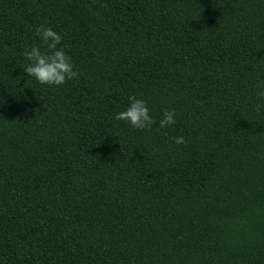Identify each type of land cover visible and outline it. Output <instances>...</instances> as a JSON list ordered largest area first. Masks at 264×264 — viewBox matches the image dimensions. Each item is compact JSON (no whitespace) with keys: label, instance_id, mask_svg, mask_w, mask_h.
<instances>
[{"label":"trees","instance_id":"16d2710c","mask_svg":"<svg viewBox=\"0 0 264 264\" xmlns=\"http://www.w3.org/2000/svg\"><path fill=\"white\" fill-rule=\"evenodd\" d=\"M41 25L60 87L22 68ZM261 80L264 0H0L2 264H264Z\"/></svg>","mask_w":264,"mask_h":264},{"label":"clouds","instance_id":"9594fccd","mask_svg":"<svg viewBox=\"0 0 264 264\" xmlns=\"http://www.w3.org/2000/svg\"><path fill=\"white\" fill-rule=\"evenodd\" d=\"M35 35L39 44L26 48L23 56L26 64L22 67L30 79H34L41 86L60 87L68 80L78 76L71 57L62 45V36L52 28L41 25L36 28ZM256 95L264 99V81H260ZM264 105L258 104L259 111ZM116 121H123L126 126L136 130H149L158 125L156 130L170 128L176 123L177 112L175 109L165 108L157 121L151 115L148 101L136 95H129L126 107L114 113ZM176 144L185 143L183 136L174 138ZM2 264V261H0Z\"/></svg>","mask_w":264,"mask_h":264}]
</instances>
